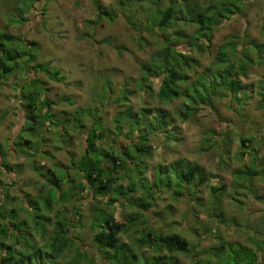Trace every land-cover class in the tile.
<instances>
[{
  "label": "rangeland",
  "instance_id": "1",
  "mask_svg": "<svg viewBox=\"0 0 264 264\" xmlns=\"http://www.w3.org/2000/svg\"><path fill=\"white\" fill-rule=\"evenodd\" d=\"M29 1L0 0V32L19 34L28 46L31 41L36 43L33 48L35 61L27 66L19 64L12 76L0 78V143L6 153L5 161L14 167L12 170L3 168L0 199L4 210L14 208L19 219H22L21 223L16 221L9 211L8 225L14 223L10 236L14 241H23L19 247L28 249L31 256V261L24 262L21 254L14 249L13 253H9L8 264H54L49 256V245L59 209L70 215L68 225L74 240V246L69 248L67 254L64 252L59 257L60 264H67L65 260L72 256L76 258L79 247L82 252L79 257L83 256L84 259L81 264H90L91 261L92 264H146L145 260L157 264L160 256L154 257L156 255L171 256L178 264H194L198 260L200 264H243L245 261L261 264L264 260V89L259 86L264 78V0H230L237 5V10L226 15L229 18H220L221 23L215 24L211 41L209 35H198V25L185 20L181 14V25L176 28L181 30L183 40L173 45L178 52L196 60V63L184 68L188 79L181 87L190 91L192 83L200 76L211 83L212 75L225 67L218 57L226 44H230L229 53L234 59L232 45L242 54L248 50L253 59L247 68V76H239L242 88L237 96L226 86H219L213 102L201 104L199 113L189 120L176 118L174 114L177 107L186 102L185 96L169 102H163L158 97L161 78L151 76L147 80L151 90L144 91L137 87L142 65L162 47L166 38L174 35L175 28L154 29L147 20L157 4L158 8H163L164 3L170 0H99L105 11L114 15L113 19L98 16L93 0H42L27 8ZM176 1L177 9L178 5L183 7L184 0ZM137 4L136 8H129ZM193 7L198 9L196 0H190L189 9L198 15L200 9ZM214 11L221 9L213 8L211 14ZM11 17L20 22L24 18L27 21L24 24H11ZM130 22H138L139 28L135 29ZM38 63L48 69H60L64 80H52L42 69L34 73L32 65ZM34 79L42 81L41 85L45 87L37 101L43 112L49 106L42 103L49 100L55 116L58 117L60 111H66L69 118L73 119L75 114L89 125L92 118L86 112L90 107L98 108L104 119L101 132L104 135L99 138V143L105 142L107 146L146 143L141 146L142 153L131 152L136 162L141 157L138 163L141 169L148 164L144 175L153 177L155 167L163 164L168 166L159 165V174H164L163 178L166 179L171 177L175 167L189 161L205 169L208 175L206 184L196 186L193 192L186 191L179 199H175L169 190L158 192L154 206L142 213L141 219L128 233L120 234L121 242H127L130 246L107 249L105 255V251L102 252L93 240L94 233L98 231L92 223L95 222L94 217L99 216L98 209H103L105 213H113L118 221H125L126 214L135 213L137 208L128 200L125 199V206L120 204V200L110 205L107 202L109 195L95 197L92 189L86 185L79 199L67 205H53V210L48 214L50 222L46 223L45 205L40 201L38 208L34 202L41 190L39 173L31 167L28 157L18 150L16 144L17 134L28 120L26 109L29 102L22 93L28 92L32 86L25 85L27 88L24 89V82L30 80L33 83ZM107 80L111 83L110 89L106 87ZM124 87L131 91L129 99L115 102ZM181 90L183 92L184 88ZM143 107L153 109L154 114H157L156 110L167 113L168 118L172 119L171 124L166 130L156 128L148 140L136 129L128 131L129 125L118 133L113 124L117 113L128 108L138 112ZM95 115L98 116V113L95 112ZM52 118L56 119L54 116ZM145 123L150 124L148 121ZM135 124H132L134 128H140ZM47 125L48 133L41 150H48L55 156L40 157L39 165H66L69 155L78 158L82 155L87 126L81 128L66 123L67 129H59L49 122ZM107 130L112 131L109 133ZM63 131L67 134L68 146L65 150H56L55 140L59 136L55 133ZM242 137H249L251 142H243ZM148 150L151 152L145 156ZM30 151H33L32 147ZM127 153L124 150L116 152L126 162V168L132 167L129 169L134 170L136 164L127 162L130 155ZM109 158L106 155L104 159L106 169L112 167ZM117 168L120 172L124 170V166ZM107 172L105 175H108ZM124 182L127 184L129 180L125 178ZM211 186H224L226 190L222 202L212 201ZM51 194H57V190ZM138 194L137 191L135 195ZM114 196L122 199V194L117 190ZM46 224L44 236L34 231L39 227L41 232ZM151 229L165 235L179 233L189 242V251L170 253L163 247L156 250L146 243L139 249L137 240ZM32 232L39 242L37 246L29 239ZM134 253L138 255L137 262ZM65 254L67 257H64ZM168 260V257L162 258L161 262Z\"/></svg>",
  "mask_w": 264,
  "mask_h": 264
},
{
  "label": "trees",
  "instance_id": "2",
  "mask_svg": "<svg viewBox=\"0 0 264 264\" xmlns=\"http://www.w3.org/2000/svg\"><path fill=\"white\" fill-rule=\"evenodd\" d=\"M36 1L42 0H30L27 4V8L32 7ZM170 1L169 3L166 2L167 4L164 3L163 8H158L157 4L154 11L149 14L147 20L149 21L151 28L154 29L155 27L166 30H171V27L175 28L174 35L173 37L171 36L166 38L161 45L162 47L152 54L147 63L142 65L141 77L137 80V87L144 91H148L151 86L147 84V80L151 76L161 78L158 97L163 102H169L179 96H185L187 98L186 102L181 103V106L177 107V109L174 111V114L176 118L189 120L193 115L199 113V106L201 104L205 102L208 103L207 105H209L213 102V96L216 94L217 87L226 86V88L233 95L237 96L242 88L241 79L239 76H247V68L249 64L253 62V59H251L252 57L249 56L248 50L245 51L246 54H242L240 51H236L235 45H232L235 55L234 59L229 53L230 44H226L223 46L218 57V61L222 64H225V67L221 71L212 75L213 79L211 83H207L204 80V77L200 76V79L192 83V88L190 91H188L186 87H181V84L185 83V81L188 79L184 68L196 63L194 58L178 52L175 45H173V43L183 40L181 30L177 29L178 25H181V14L184 15L185 20L191 21L193 24L198 25V35H209V39L211 41L215 24L221 23L220 18H229L226 17V15L236 12L237 5L235 6L234 2L230 0H196L198 9L196 7L193 8L197 10L200 9L197 15L195 12H192L189 9L190 0H184L183 7L178 5V9L177 1ZM238 1L240 2V0ZM158 2H160V0ZM93 3L98 11V16H105L109 19L114 18V15L111 14V12L105 11L99 0H93ZM137 6L138 4L129 8H136ZM213 8H220L221 11H214V13L211 14V10ZM132 11L134 12V10ZM26 21L27 20L25 18L22 22H20V20H14L13 17L9 18V23L11 24H24ZM130 24H133L135 29L139 28L138 22H130ZM144 29L145 28H142L141 30ZM142 43L143 42L141 41V46ZM35 44L36 43L34 41H31L29 46L26 45L24 39L19 34L0 32V78L12 76L17 72L19 64L27 66L28 64H31V62L35 61L36 54L33 49ZM6 55L8 56L5 57ZM32 68L34 73L42 69L45 75L52 80H64L60 69H48L39 63L35 65L33 64ZM29 81L30 80H26L24 82V89H26L28 86H32V88H28V92L22 93L29 102L26 109L28 120L22 131L17 134L16 144L18 145V150L28 157V163L31 162V167L39 173L38 182L40 184L41 190L39 198L34 202H36V206H38V208L40 206V201H42L45 205L47 215L44 218L46 223L50 222L51 218L48 214L53 210V205H67L70 202L72 203L79 199L86 185L92 189L95 197L99 195H109V198L107 196V202H109L110 205H113L115 201L120 200V204L125 206V199L128 200L130 204L132 203L133 206L135 205L137 208H135V213L133 212L126 214L125 221H118L113 213H105V210L103 209H98V215L100 217H94L95 222L92 223L95 224L94 228H98V231L94 233L93 240L98 248L102 250V252L105 251V255V253H107V249L116 250L118 248H126L130 246L127 242H121L120 234L128 233V231L131 230L130 228L134 227L141 219L143 216L142 213L154 206V202L156 200L155 195L158 192L165 191L166 189L173 193L175 199H179L185 194L186 191L193 192L196 186H203L206 184L205 181L208 175H206L205 169L189 161L184 165L175 167L173 172H171V177L168 176L166 179L163 178L164 174H159V169L161 168H158L159 165L166 167L168 166L163 164H159L155 167L153 177L144 175L143 173L145 169L147 170L148 164L146 163L143 169H141L139 167L140 165L138 164L141 160V157L138 162H136L135 156L134 154L132 155L131 152L135 151L142 153L141 146H143L142 144L147 145L146 143H131L121 146H107V144L105 145V142L99 143V138L104 135L101 133L104 129V119L101 116L100 109L92 107L88 109L86 115L92 118V122L89 125L78 118V116L75 114L73 115V119L69 118V115L66 113V111H60L57 114L59 117L58 118L51 112V103L49 100H45L42 103V105L46 104L49 106L45 112L42 111L43 108L40 106L41 104L39 105L37 102L43 89L45 88L43 85H41L42 81H37L36 79L33 80V83L32 81ZM106 87L109 89L111 87L109 80H107ZM107 88L105 89V92L108 91ZM181 88H184L185 92L187 91V95H185L184 91L182 92L183 89L181 90ZM259 88L264 89V78L261 81ZM130 95L131 91H129L127 87H124L116 97L115 102L121 103L124 100L127 101ZM195 104H197V106ZM38 107L39 109L37 110L36 108ZM95 112L98 113V116L95 115ZM156 112L157 114H154L153 109L146 107H143L138 112H132L131 109L128 108L117 113L113 119V124L115 127H117L118 133H121L125 126L129 125L128 131L136 129L141 135L144 136V139L148 140L149 136L152 135L156 128H163L166 130V128L172 122V119L168 118L167 113H164L160 110H156ZM52 116L56 117V119H53ZM145 121H148L150 124H146ZM47 122L56 128L58 127L59 129H67V126L65 125L66 123H73L75 125H79L81 128L87 126L88 133L85 137L86 145L84 146V151L79 158L75 157L74 155H69L68 164L66 165L62 163H54L51 166L38 164V159L40 157L44 156L46 158H54L55 156L54 153L48 150H41L44 138L48 133L47 128L49 125H47ZM135 123H137L140 128H134L132 124L136 125ZM108 131L110 133L112 130H107V132ZM55 134L59 136V138L55 140L57 143L55 147L56 150H65V148L68 146L66 143L67 134H65V131L61 132L60 134L59 132ZM241 140L243 142H251L249 137H242ZM27 146L29 149H27ZM31 147L33 148V151H30ZM121 150L128 152L127 154L130 153L131 156L128 155L129 158L127 159V162H129V164H136V166L131 165L133 166L134 170L129 169L132 167L126 168V162L116 154V152ZM150 152V150L145 152L147 153L145 156L149 155ZM5 155L6 153L4 152L0 143V175L4 173V167L9 168V170L14 169L13 165L11 166L5 161ZM106 155L110 157L109 162L112 164V167L108 169L105 168L106 165L104 164ZM32 163H36V165L33 166ZM117 167H122L124 170L120 172ZM44 170L46 171L44 172ZM105 171H108V175H105ZM167 173L168 171L166 174ZM141 174H143V177H140L142 176ZM125 178L129 180V183L126 184L124 182ZM0 183H2L1 180ZM139 183H141V185ZM123 189H125V191ZM55 190H57V194H51L55 192ZM116 190L122 194V199H118L114 196V192ZM225 190L226 189L224 186H211V191L213 193L212 201L219 203L222 202V196L225 194ZM137 191L139 194L135 195ZM2 206L3 203L0 199V258L5 256L3 259H0V264H8L10 261L9 253H13L14 249L16 253L21 254L24 262H27V260L31 261V256L28 252V249L19 247L23 241H19V239L14 241L10 236L13 232L12 229L14 228V223L12 222L13 225H8L9 211L11 215L14 214V219L16 221L21 223L22 219H19L14 208L10 210H4ZM56 215L54 229L50 234L52 237L51 243L49 245V256H51V259L54 260V264H60L59 257H61L64 252L67 254L69 248L74 246V240L72 239L73 237L70 234L71 229L68 225L70 222L69 213L63 209H59L56 212ZM46 229L47 224L45 228L43 225V230H41V232L39 227L38 230L34 231H37L40 233V235L44 236ZM30 235L31 236L29 239L32 241V243H34L33 245L37 246L39 242L35 239L34 233L32 232ZM137 242L139 243V249L142 248V244L146 243L148 246L153 245L156 250H160L161 247H163L170 253H187L189 251V242L179 233H169L165 235L157 232L156 229H151L143 233ZM66 254L64 257H67ZM81 254L82 252L79 247L76 258H72V256L71 259L65 261H67V264H81V262L84 261L83 256L79 257ZM158 256H160V258L157 264H169L170 262L172 264L176 263L173 261V257L171 256H167L169 258L168 262H161L162 258L167 259L166 256L156 255L154 257ZM133 257H135V261L137 262L138 255L134 253ZM145 261L146 264H151L150 261ZM90 264H92V261ZM119 264L124 263L120 262ZM194 264H200V260L195 261ZM243 264L250 263L249 261H245ZM261 264H264V260L261 261Z\"/></svg>",
  "mask_w": 264,
  "mask_h": 264
}]
</instances>
